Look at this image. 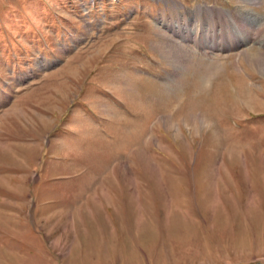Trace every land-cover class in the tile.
Returning a JSON list of instances; mask_svg holds the SVG:
<instances>
[{"label":"rangeland","instance_id":"obj_1","mask_svg":"<svg viewBox=\"0 0 264 264\" xmlns=\"http://www.w3.org/2000/svg\"><path fill=\"white\" fill-rule=\"evenodd\" d=\"M0 264H264V0H0Z\"/></svg>","mask_w":264,"mask_h":264}]
</instances>
